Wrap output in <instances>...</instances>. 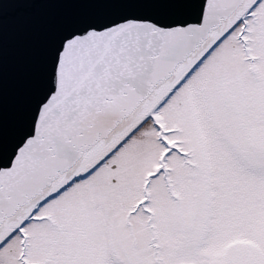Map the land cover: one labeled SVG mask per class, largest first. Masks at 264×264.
Segmentation results:
<instances>
[{"label":"snow or ice","instance_id":"6c2138e0","mask_svg":"<svg viewBox=\"0 0 264 264\" xmlns=\"http://www.w3.org/2000/svg\"><path fill=\"white\" fill-rule=\"evenodd\" d=\"M68 12L0 92V264H264V0H0Z\"/></svg>","mask_w":264,"mask_h":264},{"label":"water","instance_id":"95a60500","mask_svg":"<svg viewBox=\"0 0 264 264\" xmlns=\"http://www.w3.org/2000/svg\"><path fill=\"white\" fill-rule=\"evenodd\" d=\"M68 19L63 9L11 12L0 32V92L9 111L20 103L54 30Z\"/></svg>","mask_w":264,"mask_h":264}]
</instances>
